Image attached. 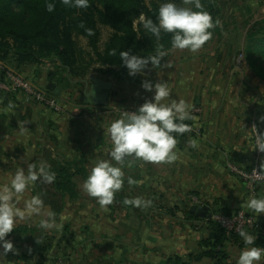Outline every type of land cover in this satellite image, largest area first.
<instances>
[{
  "label": "rangeland",
  "instance_id": "374dc122",
  "mask_svg": "<svg viewBox=\"0 0 264 264\" xmlns=\"http://www.w3.org/2000/svg\"><path fill=\"white\" fill-rule=\"evenodd\" d=\"M141 1L145 7H149L152 2L158 4L161 2V0ZM176 3L182 7H194L193 0H176ZM200 3L204 6L202 0ZM216 5L219 10L216 17L218 24L210 29L212 38L197 52L220 56L218 64L215 63V69H218V72L222 71L223 77L216 78V82L220 86L236 89L237 92L230 96L232 100L237 101L238 104L253 107V113L258 114L264 127V119H262L264 118V79L259 76V74L264 73V55L260 53L259 47H257L258 51L250 58L247 52V47L254 43L258 44V40L264 37V0H216ZM20 6V1L13 2L11 9L18 12ZM138 21H135V26ZM255 22H261V24L254 30L250 29ZM99 32L96 47L98 51H102L113 30L109 27L99 26ZM74 41L76 63L70 73L58 67L54 61L29 62L38 68L39 75H44L55 90L52 88L53 90L50 91L43 87L33 86L10 67L0 68V83L5 81V71L9 70L23 79L30 90L45 91L58 102L61 106L60 111H53L49 106L32 97H23L18 91L11 96L20 95L19 101L23 100L30 106L52 115L62 116L60 119L64 125L70 124L71 120L73 122V118L69 115V110L72 107L77 108L74 117H77L79 112L78 120L90 117L91 107L89 109L86 107L87 104L93 103V100L92 98L88 101L85 99V83L91 85V78L114 83L124 74H120L118 68V71L113 74L115 75L114 78H108L105 73L109 72V68L117 67L99 65L96 62L93 48L87 39L76 36ZM4 42H7L8 46L12 45L13 37L0 38V55L4 52L7 53L5 58H0V62L5 61L9 56L13 57V52L8 51L9 49L3 45ZM252 51L253 48L249 50V53ZM262 108L263 112L261 111ZM192 132L193 129L190 134ZM193 133L198 135L195 130ZM258 134L264 133L255 128L253 131L254 159L251 160L252 162H244L242 165L229 162L226 164L227 169L229 164L247 168L255 161L263 167L264 153L257 152L255 145V136ZM41 135L34 134L33 137L31 136V142L26 146L27 150L22 152L29 158L28 163H34L37 168L48 163L51 164L48 166H52L57 161L53 158L52 149L49 151L48 149H41L46 146L49 147L48 145L52 146V143L42 144L39 140V138H43ZM69 155L71 156V154ZM96 160L97 158L86 159V170L87 163L90 170ZM14 161L15 164H19L17 158ZM25 162L24 157V164ZM64 162L66 161L63 160L61 164ZM48 166L45 167L53 168ZM16 170L17 168H14V171L12 170L8 176L0 175V184L6 181L5 177L7 179L14 175ZM231 174L235 176L233 173ZM128 177L133 178V174L127 175L126 178ZM238 180L240 181V179ZM74 182L82 185L83 179L76 177ZM256 189L254 194L248 192V189L246 190L253 197L256 194ZM79 190L77 189L76 198L65 197L64 209L59 216H56L57 223L63 224L61 231L40 229L38 222H20L14 231L6 237L13 242L14 251H9L4 259L0 258V264H163L168 258L179 257L181 260H186L187 252L191 251L194 252L191 254H198L206 248L202 242L208 238L207 234L202 239L194 237L203 228V225H206L205 222L204 224L194 222L189 213L181 211L180 207L157 205L154 196L148 192H140L130 188L125 183V179L122 189L115 194L113 203L108 205L106 210L102 209L96 199L89 197L82 188ZM33 195H37L36 183L27 189L24 198H30ZM122 197L125 199L140 197L146 201L150 200L151 204L146 207H135L131 204H125L121 199ZM17 206L23 207V199L19 201ZM180 212L181 217H179ZM207 221H210L209 218ZM256 222L257 233L262 231L264 226L258 221ZM206 227L208 229V226ZM37 240L40 243H37ZM236 240L235 246L241 249L239 245L242 239ZM229 241L235 243L232 239ZM0 251H3L2 248Z\"/></svg>",
  "mask_w": 264,
  "mask_h": 264
},
{
  "label": "crops",
  "instance_id": "0c3cea01",
  "mask_svg": "<svg viewBox=\"0 0 264 264\" xmlns=\"http://www.w3.org/2000/svg\"><path fill=\"white\" fill-rule=\"evenodd\" d=\"M219 58L220 56L209 53L171 48L161 60L163 67L156 69L149 63L142 74L130 76L127 69L116 82L108 81L111 88L107 91L103 104H87L86 109L91 107L90 117L78 120L79 112L74 117L77 108L72 107L69 115L73 122L71 120L66 125L60 119L62 116L52 115L23 100L19 101L20 95L14 97L0 93V175L8 176L14 168H27L29 158L22 152L27 150L26 146L34 134L43 135V138H39L42 144L52 143V146L41 149H52L53 158L57 161L52 166H48L50 163L44 166L56 168L63 160H72L77 156H83L85 163L89 158L109 159L111 145L103 126L110 120L119 118L124 110L134 112L145 100L152 99L153 93L141 87L143 80L167 82L171 88L170 99H184L193 105L192 115L195 119L187 122L198 135L192 132L177 137L178 158L171 163H144L133 161L129 157L123 168L127 186L140 192H148L154 196L157 205L180 207L196 223L206 224L210 214L217 209L228 213L244 210L264 226V214L257 216L244 206V202L251 198L249 190L247 192L244 184L226 168L229 162L242 165L254 159L253 131L256 128L264 133V127L258 114L253 113V107L232 100L230 96L237 92L236 89L220 86L216 82V78L223 77L222 71L215 69ZM2 67H10L37 88L43 87L50 91L54 89L44 75H39L35 65L18 63L9 56L0 62V68ZM109 69L105 75L114 78L113 74L118 68ZM9 102L15 105L14 114L4 111ZM261 111L263 112V108ZM21 123L27 129L23 136L19 134ZM192 139L198 142L197 148H192L189 144ZM15 158L19 164L14 163ZM262 160L263 158L261 162ZM86 167L89 171L88 163ZM129 174H133L132 179L136 183L128 184L126 177ZM80 185L77 183L76 189L81 190ZM256 190L253 197H264V185ZM191 197L197 199V204L191 202ZM181 216L180 212L179 217ZM206 226L203 225L194 237L202 239L205 234L208 235ZM242 250L243 248L229 245L228 258L223 261L224 264H236ZM191 253L194 252H187L188 255ZM193 264H210V261L206 259Z\"/></svg>",
  "mask_w": 264,
  "mask_h": 264
},
{
  "label": "clouds",
  "instance_id": "9594fccd",
  "mask_svg": "<svg viewBox=\"0 0 264 264\" xmlns=\"http://www.w3.org/2000/svg\"><path fill=\"white\" fill-rule=\"evenodd\" d=\"M66 7L86 9L89 0H62ZM194 7L178 6L176 0H161L155 22L146 18L144 13L138 17L143 28L160 41L162 33L171 34V48L173 50L199 51L212 38L210 29L214 28L218 21L214 22L208 11L203 10L200 0H193ZM46 10L49 13L55 11V3L47 2ZM195 9V10H194ZM135 24V22H134ZM91 35V30H88ZM112 55H115L113 50ZM168 54L164 46L158 45L156 54L149 57H141L130 54L129 51L120 52V61L128 69L130 76L144 73L151 63L153 68L163 67L161 60ZM141 87L152 92V99H147L136 111H123L119 118L112 119L103 126L111 148L108 151L109 159H97L84 179L82 190L92 198L102 209H107L124 184L128 158L144 163H171L177 160V137L192 131L185 121L194 120L192 115L193 105L184 99H170L171 88L167 82L153 83L143 80ZM94 90L91 96H94ZM91 96L89 98H91ZM15 105L7 104L4 111L13 112ZM14 114V112H13ZM264 119V118H262ZM27 129L23 123L19 126V134L25 135ZM192 148L198 147V142L189 140ZM256 150L264 153V134L256 137ZM130 165V162H128ZM264 174V170L259 171ZM38 180L46 184H52L56 180V173L41 165L37 168L34 163H29L27 169L17 168L14 175L0 184V258L4 259L9 251H14L13 242L6 239L17 225L22 221L38 222L43 230L61 231L62 223H57L56 214L45 207L40 195L24 198L27 189ZM136 183L128 177V184ZM23 199V207L17 204ZM125 204L135 207L148 206L151 201L136 197L125 199ZM244 206L257 216L264 214V197H251L244 202ZM239 236L245 247L240 252L236 264H264V247L253 246L257 237L246 230L241 229ZM37 243H40L37 240ZM31 251V250H30Z\"/></svg>",
  "mask_w": 264,
  "mask_h": 264
},
{
  "label": "trees",
  "instance_id": "16d2710c",
  "mask_svg": "<svg viewBox=\"0 0 264 264\" xmlns=\"http://www.w3.org/2000/svg\"><path fill=\"white\" fill-rule=\"evenodd\" d=\"M18 1L21 4L20 10L15 12L11 9V4ZM47 2L55 3L54 12L49 13L46 10ZM202 2L203 10L208 11L216 22L219 14L216 0ZM158 7L156 2L145 7L141 0H89V7L86 9L66 7L62 0H0V38L13 37L12 45L8 46L7 42L3 45L13 52L12 56L18 63L49 60L70 73L76 63L74 37H82L89 41L99 65L117 67L120 74H125L127 68L120 61V52L129 51L132 55L149 57L156 54L158 45L162 44L167 51L171 49V34L162 33L160 41H157L139 21L134 25L141 13L155 22ZM259 24L261 22H255L250 29L258 28ZM99 26L113 30L102 51H98L96 47L100 35ZM88 30H91V35ZM257 47L264 55V37L258 40V44L247 47L249 58L258 51ZM251 48L253 51L249 53ZM113 50L115 55L111 54ZM6 55L4 52L0 58H5ZM259 76L264 79V73ZM50 170L56 173V180L52 184L38 180L36 193L44 200L45 207L59 216L64 209L65 197H77L74 179L81 177L84 181L88 174L83 156ZM121 199L125 200L123 197ZM206 225L208 238L202 242L206 246L203 252L189 254L186 260L179 257L168 258L163 264H193L206 259L210 264H221L225 261L228 258L226 244L229 242L228 246L236 245V239L241 238L239 233L226 235L225 231L212 221H207ZM209 234L213 236L209 237ZM250 234L257 237L253 246L264 247V229L257 233L251 231ZM230 238L236 240L235 243H231ZM239 247H245L243 240Z\"/></svg>",
  "mask_w": 264,
  "mask_h": 264
},
{
  "label": "built area",
  "instance_id": "2783aa9c",
  "mask_svg": "<svg viewBox=\"0 0 264 264\" xmlns=\"http://www.w3.org/2000/svg\"><path fill=\"white\" fill-rule=\"evenodd\" d=\"M4 79L5 81L0 83V93L11 95L18 91L23 97H32L38 102H43L45 105L53 109V111H60L61 106L55 101L54 97L49 96L45 91L39 92L30 90L24 80L14 72L6 70ZM185 123L189 124L187 121H185ZM184 134L188 135L190 132ZM256 137L257 135L255 136V145ZM257 152L259 151L257 150ZM228 169L240 179L251 194H254L256 188L264 185V174H260L259 172L260 170H264V168L256 161L248 168H241L234 164H229ZM191 202L197 204L198 201L195 197H191ZM209 220L223 229L226 235L238 234L241 229L246 230L247 232L257 230V222L255 218L241 210L229 213L214 211L210 214Z\"/></svg>",
  "mask_w": 264,
  "mask_h": 264
},
{
  "label": "water",
  "instance_id": "95a60500",
  "mask_svg": "<svg viewBox=\"0 0 264 264\" xmlns=\"http://www.w3.org/2000/svg\"><path fill=\"white\" fill-rule=\"evenodd\" d=\"M91 85L89 86V92L87 93V96H91V92L94 90L95 95L91 96L92 102L96 105H102L103 100L107 97L106 93L111 88V84L105 81H101L95 78H91ZM87 82L84 85V89L87 88ZM55 94H57L55 92ZM210 217V216H209ZM212 234H209V237H212Z\"/></svg>",
  "mask_w": 264,
  "mask_h": 264
},
{
  "label": "flooded vegetation",
  "instance_id": "af4514ba",
  "mask_svg": "<svg viewBox=\"0 0 264 264\" xmlns=\"http://www.w3.org/2000/svg\"><path fill=\"white\" fill-rule=\"evenodd\" d=\"M89 86L90 85H88V87L84 89V94H85L84 96L86 97L85 99H87V101L91 99V98H89L90 96H87V93L89 92L88 91L89 90Z\"/></svg>",
  "mask_w": 264,
  "mask_h": 264
}]
</instances>
